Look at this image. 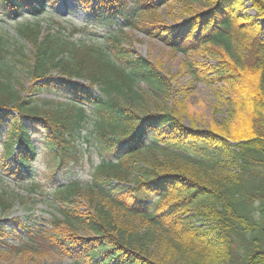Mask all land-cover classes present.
<instances>
[{
	"label": "trees",
	"instance_id": "trees-1",
	"mask_svg": "<svg viewBox=\"0 0 264 264\" xmlns=\"http://www.w3.org/2000/svg\"><path fill=\"white\" fill-rule=\"evenodd\" d=\"M56 1L0 0V15L37 16ZM83 1L106 27L123 18L173 50L218 52L222 58L214 66L189 65L196 77L223 83L230 115L198 130L173 112H151L136 83L164 90L166 81L114 32L104 44L77 43L44 33L39 22L25 23L17 31L30 43V55L0 34L5 175L35 176L34 162L42 154L50 179L59 177L71 163L79 164L87 111L96 116L91 135L101 161L84 190L72 183L55 189L60 216L48 220V244L73 264H264V0H179L186 16L181 23L158 16L173 0H136L137 9L127 0ZM23 77L31 79L26 94ZM53 89L71 102L37 99ZM77 193L85 208L77 204ZM8 205L7 192L0 191L2 235ZM14 225L33 231L17 218Z\"/></svg>",
	"mask_w": 264,
	"mask_h": 264
},
{
	"label": "rangeland",
	"instance_id": "rangeland-1",
	"mask_svg": "<svg viewBox=\"0 0 264 264\" xmlns=\"http://www.w3.org/2000/svg\"><path fill=\"white\" fill-rule=\"evenodd\" d=\"M191 3V2H190ZM128 7L137 9L136 0H127ZM198 9L199 3H191ZM246 7L251 14V2ZM182 1L173 0L168 6L162 5L158 16L166 22L181 23L186 16L183 14ZM91 8L83 0H57L49 4L45 13L37 16L26 12L17 19H8L0 15V34L10 36L13 43L23 44L27 55L31 54V45L18 34V27L25 23L39 22L43 32L58 34L77 43L104 44L109 33L114 32L123 38L126 47L137 55L148 58L164 77V90H154L145 81L136 83V87L144 96L143 105L151 112H159L160 108L173 112L186 127L198 130H210L229 118L230 96L220 81H204L191 71L189 64L216 65L222 56L213 50L200 49L184 53L166 46L160 39L147 35L142 30L131 26L125 19L118 18L111 27L96 21L91 16ZM140 16L134 14L133 18ZM132 18V19H133ZM172 19V20H171ZM142 20V18L140 19ZM85 28V29H84ZM81 85L88 87L89 82L78 79ZM24 94L28 92L31 79L21 80ZM100 92L99 87H95ZM40 100H55L70 103V99L56 91L43 90L37 95ZM139 107V106H138ZM88 112V119L79 138V164L71 163L59 173V177L50 179L48 160L40 154L34 162L35 176L28 179H15L3 173L0 167V191H6L9 205L2 214L5 234H0V264H73V259L53 248L47 239L50 229L48 220L54 215L60 216L59 203L54 198L55 189L70 183L84 188L90 185L91 172L100 163L101 154L96 141L91 135L95 114ZM37 136L39 151L43 149L40 134ZM0 143V162L2 157ZM77 202L85 208V200L77 193ZM28 222L32 233H28L14 225L15 220ZM83 231L78 232L82 236ZM87 234V233H86Z\"/></svg>",
	"mask_w": 264,
	"mask_h": 264
}]
</instances>
